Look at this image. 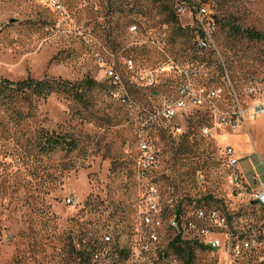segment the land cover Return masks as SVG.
<instances>
[{"label":"rangeland","instance_id":"1","mask_svg":"<svg viewBox=\"0 0 264 264\" xmlns=\"http://www.w3.org/2000/svg\"><path fill=\"white\" fill-rule=\"evenodd\" d=\"M200 3L221 18L219 54L196 44ZM227 20L264 32V0H116L112 7L108 0H0V81L49 76L97 82L87 104L64 93L0 94L10 102L0 104V264H86L78 248L100 244L104 234L113 238V254L127 253L145 230L140 207L150 185L171 212L177 204L206 202L209 208L224 204L237 229L264 222V207L233 200L224 155L234 146L247 180L256 182L254 164L264 181V114L231 130L216 125L210 110L190 109L175 118L184 127L179 137L151 119L159 100L183 82L180 69L189 66L196 68L198 87L222 89L216 100L222 110L236 105L235 93L245 108L264 102V41L234 35ZM134 23L138 33L128 31ZM98 53L125 77L133 108L112 95ZM126 58L138 69L158 68L157 85L138 87ZM251 75L257 91L249 96ZM52 131L71 135L76 148L44 150L42 136ZM142 135L158 153L147 180L136 173ZM68 197L81 203L71 205ZM165 252L157 264H184L170 245ZM219 259L217 251L197 248L194 263L223 264Z\"/></svg>","mask_w":264,"mask_h":264},{"label":"built area","instance_id":"2","mask_svg":"<svg viewBox=\"0 0 264 264\" xmlns=\"http://www.w3.org/2000/svg\"><path fill=\"white\" fill-rule=\"evenodd\" d=\"M56 8L61 5L52 2ZM185 11V8L182 7ZM197 31L195 41L203 50H211L219 54L215 41L216 18L209 6L204 3L198 5L196 14ZM137 23L128 26L130 33H138ZM97 62L111 85L112 95L123 105L133 108L135 100L127 86L125 77L118 71L114 61L106 59L98 53ZM125 64L129 72L134 73V83L140 88H152L158 83V68L138 69L132 58H126ZM184 80L179 86L164 95L155 109L151 111V119L168 131L173 137L184 133V127L175 120L190 109L205 108L213 114L214 123L220 127L238 130L247 123V117L264 114V102L259 101L245 108L235 93L236 105L229 110H222L216 100L222 97L221 88L198 87L194 82L196 68L189 66L180 69ZM257 91L253 76H249L246 92L250 96ZM148 123H143L145 130ZM209 126L204 128L206 134L211 133ZM140 155L136 162V173L140 180H147L154 169L158 153L154 145L146 136L140 140ZM227 169V178L233 200L236 203L264 207V181L252 164L256 182L251 183L244 175L240 166V156L234 146L228 145L224 151ZM264 166V158L261 159ZM67 202L78 205L81 201L76 197H68ZM231 212L224 208L190 206L170 211L162 205L157 188L154 185L146 187L141 199V225L145 230L137 233L135 242L128 250L126 261L118 253L113 254L109 248L113 238L104 234L101 243L92 253L90 264H157V261L166 253L165 249L175 237L182 240H194L206 245L210 250L217 251L223 264H264V222L247 229H237L234 225L235 217L230 218ZM196 264H219V262L200 261Z\"/></svg>","mask_w":264,"mask_h":264},{"label":"trees","instance_id":"3","mask_svg":"<svg viewBox=\"0 0 264 264\" xmlns=\"http://www.w3.org/2000/svg\"><path fill=\"white\" fill-rule=\"evenodd\" d=\"M159 1V0H158ZM116 3V0H108V4L112 7ZM220 17L216 15V20L220 21ZM236 36L246 37L252 41H264V32L253 27H242L236 22L227 20L225 23ZM213 52V51H212ZM215 53V52H213ZM220 69L223 71L222 64H219ZM110 84V83H109ZM97 85V82L93 78L84 79L81 82H73L69 79H64L61 77H49L45 76L42 79H36L32 76L19 81H11L8 79H2L0 81V94L5 95V98L15 96L18 94H24L27 96H36V97H47L53 93H64L69 94L75 100L87 104L90 99L89 89ZM111 87V85H110ZM1 105L10 104L6 102L4 98H0ZM171 135V134H170ZM44 142L42 143V148L47 151H53L56 148H61L65 150H73L76 148V140L69 134H57L55 132L44 133L42 136ZM172 204V202L170 203ZM196 205L209 208L208 203H202ZM215 206L226 209L225 206ZM183 206V205H182ZM177 204V209L181 210L183 207ZM223 206V207H222ZM214 207V206H211ZM230 218L235 217V214L230 213ZM98 248L97 243L91 247L78 248V256L84 260L86 264H90L92 260L93 251ZM170 248L183 260L184 264H196L194 263L196 257V249H208L206 245L194 240H182L179 236L175 237L171 243ZM128 253V252H127ZM127 253L121 252L118 253L121 255V258L124 259L127 256ZM200 262V261H199Z\"/></svg>","mask_w":264,"mask_h":264}]
</instances>
